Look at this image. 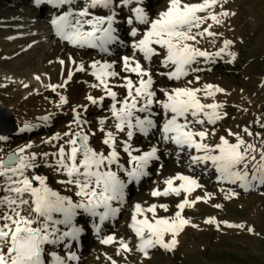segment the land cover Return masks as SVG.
Instances as JSON below:
<instances>
[{"label": "snow or ice", "instance_id": "1", "mask_svg": "<svg viewBox=\"0 0 264 264\" xmlns=\"http://www.w3.org/2000/svg\"><path fill=\"white\" fill-rule=\"evenodd\" d=\"M42 2L56 8L68 6L67 11L62 10L60 14L54 15L50 23L55 35L74 47L97 49L101 53L110 54L111 46L122 44L115 26L119 14L117 9L122 11L128 8L129 26L138 24L145 28L141 33L138 27H131L129 35L133 38V54L121 58V71L115 70L116 61L97 60L89 65L91 75L97 81L92 87L102 88L104 95H89L87 100L93 105L99 104L105 97L112 101L110 115L99 121L98 131L102 134L100 143L105 147L98 149L92 145L91 139L96 136V131H86L83 125L88 122L81 120L80 114L73 109L76 113L73 123L78 130L65 132L67 139L58 145L56 152L51 153L55 163L47 166L55 167L59 174L66 177L59 183L74 188L78 199L61 195L50 188L44 176L29 175L30 170L38 167L37 154L25 153V149L31 145L9 153L7 158H0V264H68V261L77 259L71 251L66 256L55 251L46 252V246L63 245L68 249L67 241L76 240L82 232L74 224V219L80 212L93 218L98 217L100 222L115 217L120 208L114 206V202L116 205H123L127 184L138 182L149 174L147 169L150 164L159 159L158 148L152 146L147 151L134 149L132 139L137 133L147 137L158 127L154 106L159 107L163 113V123L159 125L160 139L164 143L176 145L177 155L187 149L190 167H211L218 173V180L239 184L246 190L255 186L253 181L264 184V139H261V146L258 148L240 133L229 131L228 135L235 137V142L224 136H220L219 143L216 144L205 142L209 131L204 126H214L226 113L221 114L222 105L218 103H203L200 94L204 97L213 96L217 92H223L222 88L211 84H204L202 87L162 88L159 91L164 98L160 99L154 88L151 69L137 59V54L145 62L160 57L162 67L168 71L159 75L166 76L169 80H181L190 72L202 71L201 68L193 67L200 63V58L205 63L214 61L232 43L224 41V47L214 53L195 46L199 42L198 36L202 38L205 35H216L209 30L211 25L202 31L199 29L206 19L218 23V17L212 13L202 17L199 13L218 0H202L191 4L185 0H167V7L155 19L150 18L142 7V0H85L82 8L74 7L76 0H36L37 4ZM97 8L107 9L108 14L96 15L91 11ZM193 29L197 31L193 32ZM228 55L235 58L234 53L229 52ZM60 63L64 64V61L61 60ZM75 71H86V68L80 64ZM121 72L135 74L136 78L121 75ZM71 78L72 70H69L67 80L59 87H63ZM117 78L119 83L116 82ZM199 79V76L195 77L196 81ZM51 87L55 91L57 86ZM117 88L123 89L122 97L120 92L114 90ZM60 103H67L66 98L61 96ZM42 119L47 121L49 117ZM109 120L114 131L106 127ZM28 127L29 125H25V128ZM243 131L248 136L253 135L248 128ZM3 139L0 136V140ZM53 139H60V135L57 134L45 143H50ZM121 152L127 155V167L121 162ZM43 155L47 158L49 154ZM177 180L180 181L179 184L174 183ZM34 181L38 184H34ZM164 184L162 190L153 189L151 195H180L181 191L189 193L200 187L195 178L183 174L166 179ZM199 199L201 197H197ZM194 203L195 201H189L185 197L177 204L179 210L171 218L157 215V209L167 211V205L152 204L145 208L139 203L135 204L128 226L139 238L138 250L147 254V249L157 245L169 250L174 247L176 234L189 223L181 212ZM25 211L27 215L24 214ZM145 213H151V216ZM93 227L99 231V225L94 224ZM169 233L173 238L165 242L164 236ZM112 240L113 237L109 236L102 242L107 244ZM121 247L129 250L123 241Z\"/></svg>", "mask_w": 264, "mask_h": 264}, {"label": "rangeland", "instance_id": "2", "mask_svg": "<svg viewBox=\"0 0 264 264\" xmlns=\"http://www.w3.org/2000/svg\"><path fill=\"white\" fill-rule=\"evenodd\" d=\"M200 2L202 0H189L190 4ZM84 6L85 0H76L74 5L77 8ZM166 7L167 0H146L145 11L150 18L155 19ZM32 8L31 0H0V68L7 73L0 72V108H7L11 112L14 125L17 127L12 135L0 134L4 137L0 140V158H7L9 153L31 145L25 149V153L37 154L38 167L30 170L29 175L46 177V183L50 188L76 200L78 198L75 197V189L59 183L66 177L59 174L55 167L47 166L55 163L51 153L56 152L58 145L67 139L64 136L65 132L78 130L77 125L73 123L76 115L73 109L80 114L81 120L88 122L83 125L86 131H96V136L91 139L92 145L98 149L105 147L100 143L102 134L98 131L99 121L110 115L109 107L112 101L111 98L105 97L102 102L93 105L87 100L89 95L93 97L104 95L102 88L92 87L97 81L91 75L89 65L97 60L117 63L123 54L132 55L133 38L129 35L130 29L136 26L142 33L145 26L138 24L129 26L128 8L122 11L117 9L119 13L117 22L120 26L118 33L122 32L120 40L127 41L114 44L118 50L106 54L97 49L73 48L59 39L55 40L51 35L54 29L47 22L49 20L47 13L51 12L45 6L37 12ZM67 8L68 6L62 7L60 12L67 11ZM225 12L227 15H221ZM209 13L215 14L219 22L206 19L199 30L202 31L211 25L209 30L216 35H205L202 38L198 36L199 42L195 46L214 53L223 47L224 41H231L229 45L234 49L235 58H229L223 53L208 63L201 62L200 58V63L194 64L193 67L201 68L202 71L190 72L187 77L176 81L159 75L165 70L157 57L151 62H145L142 56L137 54V59L151 69L155 81L154 88L160 99L164 97L159 89L166 86L202 87L207 84V77L223 79L226 84L221 87L223 92H217L209 97L200 94L203 103H218L222 105L221 114L226 113L214 126L208 124L204 126L209 131L205 142L210 145L219 143L220 136L235 142V137L228 135L231 131L240 133L245 140L259 148L261 139H264V127H261L264 125V0H218L199 15L207 17ZM95 14L107 15L108 10L99 8ZM20 26H25L29 31L27 37L11 38L9 33ZM195 31L197 29H193V32ZM30 32H33V35L29 37ZM39 33L43 37L40 43L27 45L29 38L36 39ZM53 47H58L59 51L65 54L75 52L86 63L84 64L86 71L78 72V85L72 91L55 84L51 85L57 86L55 91L51 86L44 90L36 89L37 77L46 74L45 70H50L53 66L48 57ZM121 75L136 78L132 73L123 72ZM8 76L22 78V85L32 81L31 89L7 87L4 82ZM196 76L200 77L199 81L195 80ZM188 81L193 83L189 84ZM116 82L120 81L117 79ZM114 90L120 92L122 97L123 89ZM61 96L66 98L67 103H60ZM157 109L160 114L155 117L158 123L156 131L160 132L159 125L163 123V113L159 107ZM46 116L49 117L47 121L42 119ZM25 125L29 127L25 128ZM106 127L114 131L111 120L106 122ZM244 128H248L253 135L248 136L243 131ZM257 133L260 135L257 136ZM57 134L60 135V139L45 143ZM156 136L154 143L163 150L165 161L147 170L149 174L138 182L127 184L124 203L117 205L120 210L115 217H110L99 224L98 217L93 218L85 213L83 216H76L74 224L82 229L78 238L67 241L68 249L63 245H48L46 252L55 251L61 256H66L67 252L71 251L78 256V260L72 264H264V184L253 181L255 186L246 190L239 184L220 181L217 179L218 173L213 168L190 167L187 154L177 155L174 151L171 152L169 149L175 148L174 144L164 143L160 139V133ZM44 153L49 154L47 158L44 157ZM126 161L127 155L121 152V162L127 167ZM177 174L195 178L200 187L189 193L181 191L180 195L158 197L151 195L153 189L162 190L165 187L164 181ZM174 183L179 184L180 181ZM34 184L38 182L34 181ZM185 197L195 203L186 206L181 212L189 223L176 234L175 246L169 250L157 245L147 249V254L139 251V238L128 226L134 205L139 203L145 208L152 204L167 205V211L158 208L157 215L171 218L179 210L177 204ZM197 197L201 199L197 200ZM24 214L27 215V211ZM145 215L150 217L151 213ZM209 220L212 222H208ZM94 224L99 227L104 224L106 234L100 235L101 238L93 227ZM109 236L113 237L112 242L103 243L102 241ZM172 238L170 233L164 236L165 242L171 241ZM121 241L128 245L129 250L121 247ZM47 259L50 260L51 257Z\"/></svg>", "mask_w": 264, "mask_h": 264}, {"label": "bare ground", "instance_id": "3", "mask_svg": "<svg viewBox=\"0 0 264 264\" xmlns=\"http://www.w3.org/2000/svg\"><path fill=\"white\" fill-rule=\"evenodd\" d=\"M31 1H32V7H33L32 9L35 12H37L38 9H41L44 6H45V8L49 6V4L46 3V2H42L40 4H37L36 0H31ZM185 2L189 3V0H185ZM145 6H146V0H142V7H144V9H146ZM92 11L94 13H96L97 11H99V8L93 9ZM46 15L47 14H45V16ZM51 15L49 14L47 17L50 18ZM115 26L117 27L118 31H120V26L118 25V22H117V24ZM24 27L23 26L22 27L20 26L18 28L15 27L13 29V31L9 33L10 37L11 38L12 37H14V38H20V37L26 38L27 37L26 34L29 33V31H27L26 27L25 28ZM31 31H33V30H31ZM121 34H122V32L118 33L120 39H121ZM31 35H33V32H30L29 37ZM51 35H53L55 40H58V39L61 40L58 36L55 35V32L51 33ZM41 38H43L42 34L39 33L38 37L36 39H34V38L30 39L29 38V40H28L29 42L27 41V45L33 44V43L38 44L42 40ZM61 41L65 42L67 45L72 46L67 41H64V40H61ZM126 41H127V39H125L123 41V43H125ZM115 46H117V45H115ZM115 46L114 45L111 46L110 53L113 52V51H117L118 50L117 48H115ZM72 47L76 48L74 46H72ZM223 47H224V45H223ZM229 52L234 53V49L230 45H228V47L225 49V52L223 54L228 55ZM123 56H131V55L130 54H123ZM123 56H121V58ZM48 57L51 59V61L53 63V66H52V68L50 70H47V71L45 70L46 74H43L40 78L38 77L39 79H36V81H37L36 82V89L37 90H44L48 86L50 87L51 85H54V84L58 85V86L61 85L62 83H64L65 80H67L68 71L72 70V78H71V80H68L66 84H64L63 88L68 89L69 91L74 90L77 87V85H78L77 74L79 72V71H75V69L80 64H83V65L86 64L85 61L81 60L80 56H78V54H76L75 52H70V53L68 52L67 54L60 52L58 47H53L52 51L48 54ZM228 57L232 58V56H230V55H228ZM121 58H120L119 62L116 63L117 66L114 65L115 70L118 71V72L121 71V68H122ZM157 58L159 60L161 59L160 57H157ZM61 60L64 61V64L60 63ZM201 62H204L203 58H202ZM141 63L143 64V62H141ZM164 70H165V72L168 71V69H166V68H164ZM0 72H2L4 74H7L6 70H4L2 68H0ZM121 73H123V72H121ZM11 77L12 76H10V77L8 76L6 78V80H5V82H4L7 87L15 86L18 89H26V88H30L31 87L32 81H29L26 84L22 85V78L19 79V78H11ZM153 79H154V77H153ZM174 81H176V80H174ZM206 83L214 85V86H218L220 88L222 86H226L224 80L221 79V78L207 77L206 78ZM172 88H176V86H166V87H164V89H172ZM153 110L157 114H160V111L157 109L156 106H154ZM159 133L160 132H157L156 129H154V130H152V132L147 137L137 133L136 135H134V137L132 139V144H133V148L134 149H139L140 151H147L152 146H156L158 148L157 155H158L159 159L158 160H154L150 164V166H149V168L147 170H149V169L151 170L156 164H160V163L165 161V159H164L165 155L163 153V150L161 149V147L159 145L154 143V138L157 137L156 134H159ZM174 146H175V148H171L169 150L171 152L174 151L177 154V152H178L177 146L176 145H174ZM164 150H166V149L164 148ZM180 154H187L186 156L188 157L187 149H186V153L182 152ZM114 206H117L115 204V202H114ZM79 215L83 216L84 213L80 212ZM99 224H100V221H99ZM104 227H105L104 224L101 225L99 227V231H97L98 236L100 238H101V236H104L106 234V230H105ZM94 233H95V231H94ZM76 257H77L76 260L68 261V264H72V263L76 262L78 260V256H76Z\"/></svg>", "mask_w": 264, "mask_h": 264}, {"label": "water", "instance_id": "4", "mask_svg": "<svg viewBox=\"0 0 264 264\" xmlns=\"http://www.w3.org/2000/svg\"><path fill=\"white\" fill-rule=\"evenodd\" d=\"M16 130L11 112L7 108H0V134L12 135Z\"/></svg>", "mask_w": 264, "mask_h": 264}]
</instances>
